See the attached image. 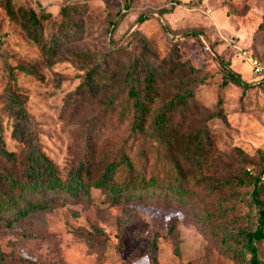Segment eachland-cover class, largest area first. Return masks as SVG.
<instances>
[{"label": "rangeland", "instance_id": "rangeland-1", "mask_svg": "<svg viewBox=\"0 0 264 264\" xmlns=\"http://www.w3.org/2000/svg\"><path fill=\"white\" fill-rule=\"evenodd\" d=\"M126 2L14 0L16 11L32 7L49 13L45 37L35 43L0 0V42L9 61L17 67H36L40 75L19 70V84L28 95L44 152L66 173L85 155L82 123L98 118L102 133L89 136L98 141L97 156L116 154L127 138V123L120 122L119 110L106 115L102 96L81 108L75 105L74 92L82 76L96 56L108 59L115 69L126 63L127 53L133 50L152 59L177 51L181 61L200 70L199 75H190L198 106L190 117L194 121L214 115L208 120L213 162L200 168L173 150L188 184L184 195L148 191L116 204L99 188H92L90 195L62 196L63 205L36 210L11 227L0 228V250L8 256L0 264H151L147 251L156 233H160V264H244L224 250L216 230L218 221L209 215L219 199L252 188L231 184L210 194L207 183L242 172L247 161V171H253L246 172L248 176L257 175L264 165V82L253 73L245 55L247 51L264 62V0H131L129 8ZM64 7L71 8V17L80 19V37L62 39L58 54L49 60L45 47L68 22L61 12ZM164 8L168 11L160 13ZM119 13L124 16L113 34L110 27ZM141 16L147 18L140 22ZM145 41L152 52L145 51ZM219 58L251 86L224 84ZM5 85L0 59V121L8 148L20 151L21 144L12 136V120L3 111ZM133 146L132 153L144 155L142 162L149 171L164 175L157 146L141 139ZM248 211L242 202L229 219L236 218L237 225L245 227L251 223L245 216ZM172 220L177 225L174 234L169 233ZM84 229L94 235L78 232ZM258 245L264 257V240Z\"/></svg>", "mask_w": 264, "mask_h": 264}, {"label": "trees", "instance_id": "trees-1", "mask_svg": "<svg viewBox=\"0 0 264 264\" xmlns=\"http://www.w3.org/2000/svg\"><path fill=\"white\" fill-rule=\"evenodd\" d=\"M130 1L127 0L126 8L130 7ZM4 3L8 14L30 40L42 42L45 37L44 21L49 19V13H38L32 7H20L16 11L14 0H4ZM167 11L164 8L160 13ZM61 12L68 22L54 33L52 44L49 47L46 45L49 60L58 54L62 39L75 40L80 37L82 29L80 19L71 17V8L64 7ZM118 16L110 27L113 34L124 14L119 13ZM146 18L141 16L139 21L143 22ZM163 28H167L165 24ZM144 49L152 52L147 41ZM254 57L263 62L258 56ZM0 59L6 80L1 94L3 111L12 120L13 138L22 146L20 151L8 148L5 128L0 121V228L11 227L15 221L36 210L63 205L66 199L61 201L59 198L62 196L90 195L92 188L101 189L115 204L124 199L142 197L148 191L162 194L170 190L173 194L184 195L188 184L173 150L200 168L204 163L210 165L214 159L211 157L213 140L208 123L214 115L210 113L206 118L194 121L190 117L198 110L190 75H199L200 70L190 62L181 61L177 51L163 58L156 54V58L152 59L133 50L127 53L126 63L117 65L115 69L111 68L108 59L96 56L74 92V99L78 102L75 105L81 108L86 102L102 96L107 107L106 115L119 110L120 122L127 123L129 132L116 154L100 159L95 146L98 141L89 136L102 133L101 122L98 118L96 121H84L81 129L85 155L66 173L44 152L38 128L29 112L28 95L19 84V70L40 76L37 68L13 65L1 42ZM219 61L224 69V84L232 82L244 88L251 86L223 58ZM261 82H264V77ZM139 139L157 146L160 153L158 162L164 168V175L149 171L142 162L145 160L142 153L137 157L132 153L133 144ZM165 148L169 151L165 152ZM249 164L247 161L242 172L234 173L226 180L216 179L207 183L210 194L231 184L252 188L247 193H235L219 199L209 216L218 221L216 230L221 235V244L232 258L244 264H264L258 245V241L264 240V165L257 175L248 176L246 172L253 173L251 168L247 171ZM242 202L249 207L245 216L251 222L245 227L237 225L236 218L229 219ZM176 229V222L172 220L169 233L174 234ZM78 232L85 236L94 235L86 229ZM159 239L160 233H156L148 247L151 264H160ZM176 252L180 254L178 249ZM7 257V253L0 250V263Z\"/></svg>", "mask_w": 264, "mask_h": 264}, {"label": "built area", "instance_id": "built-area-1", "mask_svg": "<svg viewBox=\"0 0 264 264\" xmlns=\"http://www.w3.org/2000/svg\"><path fill=\"white\" fill-rule=\"evenodd\" d=\"M245 55L248 58V63L250 64L253 73L264 77V63L253 55L248 54L247 51H245Z\"/></svg>", "mask_w": 264, "mask_h": 264}]
</instances>
